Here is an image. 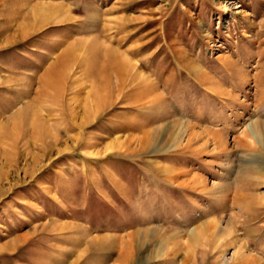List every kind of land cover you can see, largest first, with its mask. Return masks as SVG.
I'll return each instance as SVG.
<instances>
[{"label":"rangeland","instance_id":"374dc122","mask_svg":"<svg viewBox=\"0 0 264 264\" xmlns=\"http://www.w3.org/2000/svg\"><path fill=\"white\" fill-rule=\"evenodd\" d=\"M0 264H264V0H0Z\"/></svg>","mask_w":264,"mask_h":264},{"label":"bare ground","instance_id":"6f19581e","mask_svg":"<svg viewBox=\"0 0 264 264\" xmlns=\"http://www.w3.org/2000/svg\"><path fill=\"white\" fill-rule=\"evenodd\" d=\"M17 3H22L24 0H15ZM36 7V6H35ZM49 9V8H48ZM37 11V10H36ZM40 11V9H39ZM45 11V10H44ZM23 13L21 14V20L22 21H31L33 19V8L31 11H29V14ZM49 13V11H48ZM47 13V14H48ZM27 14V15H24ZM24 15V16H23ZM46 15V13H45ZM47 17V16H46ZM37 18V17H36ZM38 19V18H37ZM62 20V19H61ZM80 46V45H79ZM92 55L96 56L95 58L100 60L102 63L95 64L94 65V72L97 75L98 73H104L105 75H110L111 73L118 72L120 73L121 79L124 77V67L122 65V57L120 53L112 48H109L103 44L100 45V48L97 50V52L89 51ZM69 56L66 54L63 56L59 61L58 64L61 66H66L70 63ZM79 66L81 64H84V60H77L76 61ZM70 65V64H69ZM67 71V70H66ZM93 72V73H94ZM67 76V75H66ZM62 80V73L61 75L58 73V71L51 70L48 74H46L43 78L44 84L49 87L58 86V84ZM63 82V81H62ZM120 84H122L120 82ZM47 91V90H46Z\"/></svg>","mask_w":264,"mask_h":264}]
</instances>
